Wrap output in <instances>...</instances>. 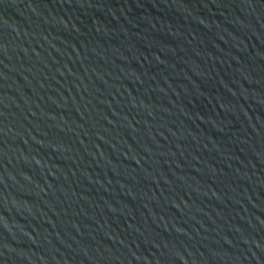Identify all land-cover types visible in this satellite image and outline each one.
Instances as JSON below:
<instances>
[{
    "label": "water",
    "instance_id": "water-1",
    "mask_svg": "<svg viewBox=\"0 0 264 264\" xmlns=\"http://www.w3.org/2000/svg\"><path fill=\"white\" fill-rule=\"evenodd\" d=\"M0 264H264V0H0Z\"/></svg>",
    "mask_w": 264,
    "mask_h": 264
}]
</instances>
